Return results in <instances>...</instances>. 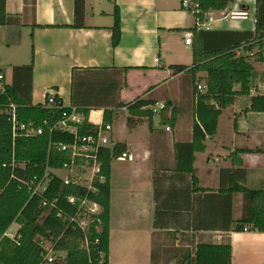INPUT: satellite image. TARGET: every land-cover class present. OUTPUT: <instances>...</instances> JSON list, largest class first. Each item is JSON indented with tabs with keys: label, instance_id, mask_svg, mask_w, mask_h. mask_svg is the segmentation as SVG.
I'll list each match as a JSON object with an SVG mask.
<instances>
[{
	"label": "crops",
	"instance_id": "obj_1",
	"mask_svg": "<svg viewBox=\"0 0 264 264\" xmlns=\"http://www.w3.org/2000/svg\"><path fill=\"white\" fill-rule=\"evenodd\" d=\"M105 2L110 7L100 0H85L84 28L77 29L73 28L75 0H7L6 11L16 22L0 27V69L5 81L10 74V85L13 68L29 65L34 56L33 105L43 104L52 93L64 107H71L74 69H103L117 80L124 76L126 86L120 91V101L125 104L139 97L157 105L170 103L165 114L154 117L152 130L146 122L128 127V113V135L116 137L114 128L113 141L124 144L132 160L112 163L109 264H152L153 253L156 264H177L182 258L178 250L193 251L200 244H230L231 264H264V234L232 230V221L242 215V197L234 198L229 216V201L218 192L221 169L231 167L227 160L231 152L264 150V113H244L250 98H239L223 111L217 135L208 140L206 151L197 154L194 164L199 188L206 192H193L192 177L175 171L174 145L192 140L195 93L191 77L171 67L193 64V45L185 44V33L205 29L192 13L182 9V0ZM115 4L121 11L122 32L117 48L112 46L111 31ZM230 8L246 10L248 19L223 20L213 11L214 22L205 31H255L256 0H237ZM244 47L238 49L239 55ZM255 67L264 73V64ZM198 78L205 85L206 74ZM132 89H138L137 93L125 100ZM175 107L180 112L179 122L167 131L162 123ZM119 111L125 112L116 110L114 116ZM223 118L230 135L227 139L220 136ZM140 128H148V137L137 144L134 135ZM243 160L247 187L264 190V154H247Z\"/></svg>",
	"mask_w": 264,
	"mask_h": 264
},
{
	"label": "trees",
	"instance_id": "obj_2",
	"mask_svg": "<svg viewBox=\"0 0 264 264\" xmlns=\"http://www.w3.org/2000/svg\"><path fill=\"white\" fill-rule=\"evenodd\" d=\"M114 1V0H109ZM237 0H192L198 6L195 18L204 22L210 11H224ZM7 0H0V27L12 26L16 18L6 11ZM85 0H75V23L73 28H84ZM35 4V2H34ZM112 46L121 43V11L115 4ZM193 64L191 66H172L176 73H185L191 77L195 93L192 140L187 143L177 142L175 150V171L192 177L193 192L204 193L199 188L194 164L197 154L206 151L208 140H212L218 131L219 118L223 111L233 106L239 98H250V105L244 113H264V94L258 93L259 85H264V73L256 69L257 64H264V0H256V29L254 32H211L193 29ZM245 45L246 54L237 53ZM34 56L27 66L13 68L12 83H5V72L0 69V236L16 221L20 227L19 244L9 239L0 243V264H109L110 241V203H111V169L112 163L125 152L124 144H117L113 154L105 150L102 157V176L104 183L96 184L99 193L92 198L103 208L101 223H92L86 232L70 222L77 208L70 205L67 197L85 196V190L76 186H66L59 177H52L47 191L42 196H32V191L45 176L47 168L57 170L69 161L66 153L58 151L52 145L60 142L69 143L72 137L67 133L55 131L50 133L44 123L56 124L63 112L75 107L87 118L93 110L105 109V120L113 124L116 110L127 109L128 127H136L146 122L153 128L157 115L152 107L157 103L151 99L137 98L131 103L120 101V91L126 86L125 77L120 80L107 76L103 69H74L72 73L71 107H64L62 100L55 96L56 104L45 108L43 104L33 105L32 77ZM125 69L123 72H126ZM106 74V76H103ZM199 74H206L204 84L206 91L199 92L201 84ZM104 84L103 89L98 86ZM237 87L239 89H237ZM257 95L252 96V92ZM46 95L45 102L48 101ZM170 103L159 113L165 114ZM15 107L18 122L28 125L34 123L43 127L42 136L16 139L13 149L12 124L9 113ZM158 113V114H159ZM180 112L174 108L163 126L174 130L179 122ZM234 129L237 132V122ZM96 127L86 123L81 133H95ZM51 145V148H50ZM13 150L18 164L15 179L10 181L11 170L4 168L12 161ZM247 154H264L262 149H236L227 160L231 167L221 169V188L218 191L229 201L231 216L233 200L242 197V215L232 221L233 232L245 231L264 234V190H251L246 185L247 171L243 156ZM56 201V208L43 207V199ZM58 212L64 217L59 218ZM68 217V218H67ZM231 227H228V231ZM51 245L54 261H47L48 251L45 244ZM182 258L177 264H207L223 262L231 264L232 247L227 245L200 244L192 251L180 249ZM63 253L64 255H59ZM152 264H156L153 253Z\"/></svg>",
	"mask_w": 264,
	"mask_h": 264
},
{
	"label": "built area",
	"instance_id": "obj_3",
	"mask_svg": "<svg viewBox=\"0 0 264 264\" xmlns=\"http://www.w3.org/2000/svg\"><path fill=\"white\" fill-rule=\"evenodd\" d=\"M181 7L184 11L190 12L193 15L198 12V6L195 5L192 0H182ZM227 10L221 11L223 14L222 18L226 19L228 17V19L246 20L249 17V13L246 10L229 11V14ZM205 18H207V22L200 23L199 25L205 30H209L208 24L214 22L213 11L208 12L205 15ZM254 20L256 22V19ZM185 44L187 46L193 45L192 32L185 33ZM156 62L158 63V60H156ZM3 79V76L0 75V80ZM198 91H206L205 85H198ZM49 95L48 101L43 103L45 108H52L56 104L55 94L51 93ZM60 108L65 109V107ZM164 108L165 104H160L152 107V110L154 113L158 114ZM124 111H127V109L125 108ZM9 115V121L12 124L13 149L15 148L17 138H32L42 136L45 133L43 127L36 126L34 123L25 125L18 122L15 107L12 108ZM86 123H90L96 127L95 133H81ZM44 126L47 127L50 133L60 131L61 133H67L72 137V140L69 143L60 142L52 145V147L56 148L58 151L66 153L69 156V161L64 163L62 167L57 170L47 168L45 176L38 182L35 189H33L32 196H42V194L47 191L51 176L61 178L66 186H76L84 189L85 196L83 198L71 195L67 197V201L70 205L77 208L76 214L73 217H70V222L75 223L80 230L86 232L92 223H101L100 216L103 212V208L92 197L99 193L96 184L105 182V177L102 176L103 153L105 150H109L111 154H113L117 145L113 141L114 126L112 123L105 120L104 111H100V114H98V121L94 123L91 120V116L87 118L75 107H71L63 112L62 118L56 124L51 125L46 121ZM167 131H170V129L167 128ZM119 160L129 161L132 160V157L127 152H124L120 155ZM17 167H22V164L17 163L13 150L11 164L4 165V168H9L11 170L10 181L15 179V169H17ZM42 206L56 208V201L51 202L44 198ZM58 217L63 218V212H58ZM14 224L17 226L16 229L13 228ZM13 225L0 236V243L4 239H9L14 243L19 244L20 226L16 221ZM44 248L49 253V249L46 247ZM47 261L52 263L54 261L53 255L49 256L48 254Z\"/></svg>",
	"mask_w": 264,
	"mask_h": 264
},
{
	"label": "rangeland",
	"instance_id": "obj_4",
	"mask_svg": "<svg viewBox=\"0 0 264 264\" xmlns=\"http://www.w3.org/2000/svg\"><path fill=\"white\" fill-rule=\"evenodd\" d=\"M104 5H108L109 4L107 2H105V0H100ZM228 9V10H227ZM227 10L228 14H229V11H235L234 9L230 8V5L225 9ZM224 10V11H225ZM242 10V9H241ZM218 16L220 18L223 17V14L221 13V11H216ZM195 16V15H194ZM206 20L204 22H207V18H205ZM223 20H228V17L225 19V18H222ZM248 19V18H247ZM256 19V18H255ZM202 22V23H204ZM198 24H200V22H198ZM243 54H246L244 51H242ZM241 53V54H242ZM242 54V55H243ZM7 68V67H6ZM9 70V68L7 69ZM103 76H106V74H103ZM6 84L10 83V74L7 78V80L5 81ZM137 83H141L140 80L137 81ZM138 89H132L130 90L126 96H125V100H131L133 98V96L137 93ZM254 95H257L256 92H252ZM258 93H262L264 94V85H259L258 87ZM246 98H243V100H245ZM159 109V107H158ZM119 114L118 115H115L113 117V121H114V128H115V135L116 137L119 136L121 138H125L127 135H128V132L126 131V117H127V111L125 112H118ZM98 114H100V111L98 110H93L92 111V114H91V120L96 123L98 121ZM158 115V114H157ZM227 121H225V118H223L222 122H221V132H220V136L222 139H227L230 135H229V131L226 129V126H227ZM148 137V128H140V130H138L136 132V134L134 135V139L137 141L136 143L138 144V142H141L142 140H145L146 138ZM119 160V159H118ZM123 166L121 164L118 165V168L121 169ZM125 167V166H124ZM240 210H237V216L240 215ZM21 227V226H20ZM13 228L16 229L17 226L14 224L13 225ZM45 247L47 249H49V256L53 255L52 251H51V245L49 243H46L45 244ZM59 255H64L63 253H59Z\"/></svg>",
	"mask_w": 264,
	"mask_h": 264
}]
</instances>
